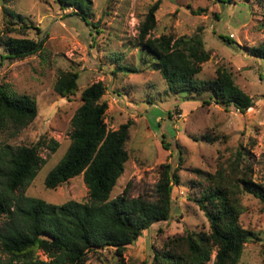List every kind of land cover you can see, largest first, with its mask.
<instances>
[{"label": "rangeland", "instance_id": "374dc122", "mask_svg": "<svg viewBox=\"0 0 264 264\" xmlns=\"http://www.w3.org/2000/svg\"><path fill=\"white\" fill-rule=\"evenodd\" d=\"M153 1L89 0L90 11L83 20L52 0H0V30L5 20L15 22V29L3 32L4 36L41 40L38 51L17 59L5 57L0 43V86L11 96H28L36 108L34 118L18 133L0 132V142H40L38 154L43 158L35 176L18 193L52 204L87 200L81 174L53 189L43 186V178L68 144L69 120L80 103L79 91L94 81L104 88L101 99L106 102V128L130 122L124 142L127 159L110 196L126 187L128 197L151 199L158 165L167 162L178 167L168 218L142 230L120 257L106 246L90 251L83 264H153V252L167 238L186 230L208 231L205 217L190 199V180L195 176L188 169L212 172L219 153L225 157L236 148L245 149L251 180L264 191V62L248 53L264 40V0H159L155 24L149 31L150 37H177L200 28L209 57L196 76L213 77L217 66L228 69L233 83L251 98L243 112L232 105L204 103L200 97L166 90L164 80L150 66L153 59L136 45L137 24ZM196 8L204 11L193 14L191 10ZM124 66L137 71L117 68ZM61 70L77 73L72 95L60 96L53 90ZM240 202L237 222L250 235L236 264H264V199L241 193ZM2 220L0 216V223ZM36 253L44 259L40 251ZM212 259L213 252L205 264Z\"/></svg>", "mask_w": 264, "mask_h": 264}, {"label": "trees", "instance_id": "16d2710c", "mask_svg": "<svg viewBox=\"0 0 264 264\" xmlns=\"http://www.w3.org/2000/svg\"><path fill=\"white\" fill-rule=\"evenodd\" d=\"M52 1L60 8H70L71 13L83 20L90 11L89 0ZM158 4L159 0L153 1L138 22L136 45L151 56L150 66L164 80L166 90L189 98L200 97L204 103L232 105L239 112L248 108L251 98L233 83L228 69L217 66L213 77L196 76L200 64L209 57L200 28L189 36H149ZM203 11L204 8L191 10L193 14ZM5 21L0 30L5 57L22 58L40 49L41 40L4 36L3 32L15 29L13 20ZM248 53L264 62V40L250 47ZM117 68L137 71L128 66ZM76 79V72L61 70L53 90L60 96L72 95L76 91ZM103 91L100 81L91 82L79 91L80 103L69 120L68 144L43 178V186L53 189L81 174L87 189L84 202L69 199L52 204L18 193L43 162L38 154L40 142L32 145L0 142V216L3 217L0 264H83L90 251L106 246L113 247L114 254L120 257L125 246L136 240L142 230L168 218L172 208L170 191L172 185L178 183V167L167 162L158 165L151 199L142 195L128 197L126 187L121 193L110 196L127 159L124 142L130 122L121 123L115 129L106 128ZM35 111L31 98L11 96L0 86V132L15 135L34 118ZM245 154L243 148H236L225 157L219 153L212 172L195 167L188 169L195 176L190 180L193 188L190 199L205 217L208 231L186 230L167 238L162 248L153 252V264H205L211 252V264L237 263L242 244L250 235L249 230L237 222L242 208L240 195L248 193L264 199L260 184L251 180ZM37 251L44 259L38 257Z\"/></svg>", "mask_w": 264, "mask_h": 264}]
</instances>
